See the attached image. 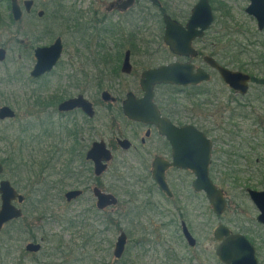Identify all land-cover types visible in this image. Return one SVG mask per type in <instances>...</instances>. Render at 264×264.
<instances>
[{
	"label": "rangeland",
	"instance_id": "374dc122",
	"mask_svg": "<svg viewBox=\"0 0 264 264\" xmlns=\"http://www.w3.org/2000/svg\"><path fill=\"white\" fill-rule=\"evenodd\" d=\"M23 1L25 0H19V3L22 5ZM97 1L99 2V0ZM158 1L165 3V0ZM57 2L58 0H35V14L39 10L46 12L44 23H38V20L33 19L31 26L29 23L32 22L25 16L24 21H14L15 25L11 24L0 31V47L8 50L6 62L0 65V107L7 105L17 111L18 117H20V114L23 113L21 106L24 105H28L27 112H37L33 102L38 95H43L42 97L46 98L53 96L52 101H55L65 98L68 93L73 96L74 93L82 92L86 98L93 102L97 116L91 121L88 120L89 122L80 113H74L66 120L55 117L58 119L56 120L57 124L62 126L63 131L56 133V139L53 141L55 147L52 152H50L52 149L49 150L50 155L47 154L46 148L51 146L47 144L41 147L45 151H40L42 155L39 158H36L38 146L30 141L31 138L28 134L23 133L24 123L0 122V136L4 134L6 138L3 143L0 141V159L6 163V171L0 175V180L8 179L16 188H20L24 193L26 191L30 195V199L27 201V210L30 211L25 213L23 219L8 224L3 229L0 238V245L3 246L0 252V261L2 260L4 264H213L217 260L212 252L216 251L219 246V242L214 238V230L220 223L225 224L235 233H242L243 227L256 232L258 236L254 237L253 243L257 247L258 253L260 252L264 256V237L261 236L264 229L256 223L258 211L248 196L243 199V189L246 188L243 187V184H247L253 189H264V184L259 176L260 166L255 163V156L250 155L247 164L243 159V146L239 145L240 141L228 146H221L222 150L225 149L228 153L237 155L236 159L229 157L232 159L230 163L233 162V164L224 167L222 171H228L229 167L231 170H237L236 175L231 172L230 176L240 177L243 183L239 187L235 184H226L223 187L222 179L227 180L228 178H216V184L226 191L228 201V207L222 216L213 213L208 200L202 195L193 200L189 190L187 191L189 194L185 192L183 197L179 198V201H182L181 207L185 214L184 218L190 223V230L197 240L196 247H189L181 237L180 225L179 231L175 230L176 224L172 220L175 221L176 219L177 221L178 218L159 217L156 209L151 205L142 215L136 213L137 217L135 218L137 207H141L139 210H142L140 204L148 199V183L151 182L144 172V164L136 157L137 154L118 149L116 139L122 137L132 139L130 133L133 129L122 119V115L117 110L119 105L103 102L101 94L103 91H109L121 101L130 91L141 94V73L149 66V64H145L146 57L141 55L144 48H140L141 52L137 53V56L132 60V73L126 75L120 71V67L118 68L115 62L108 63L105 60L107 55H113L110 40H107L106 45L99 40V37L89 32L83 46L81 40L75 39L80 38V35L76 34V29H74L68 33L69 40H64V53L61 59V68L57 70V76L47 77L37 81V83L35 81L30 82V70L36 62L34 50L37 47L50 46L54 42V38L64 35L65 30L62 25L50 27L48 24L51 23L47 21L49 18L51 20L50 11L56 8ZM81 2L82 6H79L80 2L75 6L76 14H80L78 12L81 10L86 11L88 2L85 4L83 0ZM111 2L112 0H103L101 9L107 8ZM168 2L172 6V11L176 10L175 7H180L183 11H190L198 0H168ZM220 3L227 4L231 9L233 20L228 26L232 27L233 23L243 25V22L246 21L247 26H243V28L249 32L244 37H250L252 35L251 29H256V27L249 21L245 11L241 12L240 1L221 0ZM64 5L68 9L73 6L72 3ZM244 6L243 3V9ZM0 12L11 14L7 10V3L0 4ZM216 15L218 18L214 26L217 34V32H223L224 27H222V23H219L221 13L216 12ZM35 21L38 26L37 30ZM158 22L157 12L153 9L150 26L151 36L149 38V36L143 37L141 35L151 43V49L156 51L160 48L161 43L159 38L160 23ZM48 26L55 35L38 39V42L34 44L33 30H36L37 34ZM82 27L84 28V26ZM241 39V36L237 35L233 41L237 40L239 43ZM243 43L245 42L243 41ZM224 45L225 41L222 42V46ZM85 46L90 47L89 50L84 49ZM249 46L251 48L248 47L247 50L252 56L247 54L237 57L235 66L243 67L244 65L257 80L263 79L264 69L259 72V68L260 66L264 67V59L261 65L259 56L264 58V48ZM114 55L112 56L113 59H115ZM245 57L250 60H243ZM95 59H104V63L98 66L91 63L87 65V61H94ZM78 71H82L83 75H87V77L78 76ZM72 76H76L75 81L71 78ZM13 77L14 79H12ZM77 77L81 79L79 80ZM67 81L70 83L68 93L64 92ZM78 83L81 85L80 88L75 86ZM217 83L221 87L220 82ZM258 84V82L252 83L251 87L254 93L258 89ZM72 85L74 88L71 89ZM61 90L63 91L61 92ZM179 98L181 105L194 111L191 103L184 100L183 97ZM41 101L47 102L44 98ZM207 109L209 110L197 111V121L202 119L210 127L218 130L215 135L223 132L219 129L226 127V122L217 128L223 120L214 112V108L207 107ZM50 111V107L40 108L39 116L46 118L50 116ZM76 119L83 129L80 136L74 135L82 140L81 153L84 148L86 151V147L88 149L93 142L100 140H104L107 146L114 151L115 160L100 179V188L104 192L117 196L119 203L115 207L99 211L96 207L92 188L88 185L85 188L81 187L86 192L84 197L77 202L68 204L65 201L64 194L66 191L80 187L81 185H78L83 177L82 174L90 168L86 166L85 158L81 159L78 154L76 160L71 162V149L76 142L73 137L65 139L63 132L65 129H73L72 125ZM235 124L236 128H232L240 131L239 136L242 140L249 136V130L253 133L256 131L252 122L243 120V118L235 119ZM56 131H59L57 126ZM74 132L77 131L72 130L71 133ZM221 136L224 135L220 134L219 137L221 138ZM43 159L52 161V175L48 170L52 177L41 176L39 178L36 175L35 168L37 166L35 164ZM228 160L227 157L221 155L218 162L222 164L227 163ZM69 162L71 168L68 170L69 172L64 173V165ZM237 163L240 166L236 167L235 164ZM67 165L69 168V164ZM181 176L191 180L186 175ZM86 178L85 184L90 183L92 178L88 174ZM38 179L40 184L35 187L33 182ZM59 179H62L63 184L55 185ZM50 185L55 188L49 189ZM185 186L189 187L187 184ZM154 192V202L161 203L163 208H172V205L165 202L156 189ZM172 212L174 213V210ZM125 215L128 216L125 217ZM129 215H131L132 221ZM78 217L85 219L84 223L92 228H89L88 233L86 231L79 232V228L72 227V225H77L74 221L79 219ZM121 232L128 235L127 248L124 256L121 259H116L114 257L115 244ZM84 233L85 241L82 238ZM29 243L40 244L42 246L41 252L35 254L26 251V245Z\"/></svg>",
	"mask_w": 264,
	"mask_h": 264
},
{
	"label": "flooded vegetation",
	"instance_id": "af4514ba",
	"mask_svg": "<svg viewBox=\"0 0 264 264\" xmlns=\"http://www.w3.org/2000/svg\"><path fill=\"white\" fill-rule=\"evenodd\" d=\"M102 1L103 0H99V2L97 0H88V1L83 0L84 4L88 2L86 11L81 10L80 12H78L80 14H76L77 10L75 9V6L78 5L77 4L78 2H80L79 6H82L81 0H58V2L56 3V8L50 11V14L52 15L51 20L49 18L47 21L51 23L48 24L50 27L62 25V28L65 31H64V35L54 38L55 40L51 45H53L58 39H60L64 51V43L68 39V33L76 29V34H79L80 38H75V39L79 41L81 40L80 42L82 43L83 46L85 45V39L87 38L89 32L99 37V40L101 42H104L106 45H107V40H110V43L112 45L111 48L113 51V55L114 52L116 51V54L114 55L115 59L112 58L113 55H107L105 60L108 63L115 62L117 64V67L118 68L120 67V71L123 74L130 75L132 73L133 70L132 60L137 56V53L141 52L140 48H144V51L143 53H141V55L146 57L147 61L145 64H149V66L148 68L143 70V72L161 66L180 63V64L188 65L193 75L199 74V70H203L208 75V78L206 80H202L200 83L194 85L189 84L186 86H182V85L162 84L155 86L153 101L157 110L159 111V114L156 115L152 113L148 117L150 120L147 121L130 119L124 113V102L127 100V96L129 93H133L139 99L144 96V92L141 88V85H140V90H141L140 95L130 91L121 101L120 98L112 95L109 91H107L112 96L114 101L105 102L102 99L103 102L105 103H110L113 105L118 104L119 106L117 107V110L122 115V119L126 122L127 125L131 127V129H133V131L130 133L132 134L131 136L132 139L129 140V138L127 137L116 139L118 149L121 151L134 152L135 154H137L136 157H138V160L142 164H144V169H145L144 172L148 176V179H150L151 182L148 183L149 184V191H147L148 199L140 204V206H142V210H139L141 207H137V212H135V218L137 217V215H142L144 212H146L148 208H150L149 205L153 206L156 209L159 217L178 218L177 221L176 219L175 221L172 220V222L173 223L175 222L176 224L175 230L178 232L180 225L181 237L185 240V242L189 247L194 248L197 245V240L195 246L193 247L190 246L183 232V226L185 224L189 232L192 234L189 226L190 223L187 222L186 218H184L185 214L181 207L182 201H179V198H182L185 192L189 194V192H187L189 190H190V196L193 200L194 199L196 200V197H198L199 195L204 196L206 199L207 197L203 192L194 191L193 181L195 180L196 175L193 171L188 169L178 168L173 165L175 152L180 151V148L175 146V136L178 134L177 133L178 129L184 128L186 126H190L201 132L206 137V139L209 140V142L211 143V157H210L211 162L209 164V175L213 180V182H215V184H216L215 178L231 175V172H233V174H236L237 172V170H231L230 167L228 168V171H224V172L222 171L224 167H228L229 165L232 166L233 162L230 163L232 159H230L229 157L236 159L237 155L230 154L225 149L222 150L221 146H228L231 143H237L240 141L239 145L243 146V159H245V162L247 164L249 156L252 154L255 156L256 158L255 163L258 166H260L259 176L261 177L262 182L264 184V78L257 80L254 74H252L250 70L246 69L244 65L243 67L235 66L236 63L235 59H237V57L239 56L242 57L243 55H247V54L249 56H252L249 53V50H247L248 47L251 48V46L249 45H252L257 48L258 47L264 48V26L263 27L261 26L262 20L260 21L255 14L249 13L248 10L253 4L252 0H234L235 2L240 1L241 12H243L244 10L246 15L248 16L249 21L252 24H254V26L256 27V29H251L252 35L250 37L249 36L244 37V35H247V32H249L245 30L246 28H243V26H247L246 21L243 22V25L242 24L236 25L235 23H233L232 27L228 26V24L232 23L233 20L231 15L232 12L231 9L228 7V5L225 3L221 4L220 3L221 0H208L213 13V21L211 25L209 26V28H207V30H205L204 34L201 37H197L192 41L191 43L192 49L190 51H187L184 54H176L165 43L166 24L164 18L165 16H169L171 17L172 20L177 21L186 28L187 24L191 19L193 8L200 0H198V2L192 7L190 11L188 10L183 11L180 7H175V6L174 7L176 8V10L172 11L171 10L172 6L170 5V2H168V0H165V3H161L160 1H158L157 3H153L151 0H144V2H141V0H134L133 4L129 6L127 9H121L119 7L126 0H112L109 6L105 9H101ZM66 3H72L73 6H71L68 9L64 5ZM243 3L245 5L244 9H243ZM153 9L156 10L159 21L158 23H160L159 38L161 43H160V48L157 49V51L151 49L150 46L151 43H149L143 38L144 36H149V38L151 36L150 26L152 24ZM35 11L36 10H35V0H34V5L31 12L30 13L24 12L21 21H24V19H26L25 18L26 16L29 18L28 20L32 22L29 23L31 24V26L33 25V19L38 20V23H44V19H46V12L44 10H39L37 14H35ZM40 11H44V15L41 17L39 16ZM82 12H84L85 14L83 15ZM216 12L221 13L219 23H222V27H224L223 32H217V34L215 33L216 27L214 26L218 18ZM35 23L37 30L38 27L37 22L35 21ZM49 26L45 27L40 33L38 32L37 34H36V30H33L32 39L34 44L38 42L37 41L38 39L53 37L55 35L53 30ZM82 26H84V28ZM237 35H240L242 38L239 43L237 42V40L233 41V38ZM224 41H225V45L222 46V42ZM243 41L245 43H243ZM44 47H49V46H44ZM83 48L89 50L90 47L85 46ZM63 53L64 52H62V55ZM78 53L81 57L82 55L80 54V52ZM34 57H35V50H34ZM127 58L129 60V64L131 65V70L129 72L123 69ZM207 58L213 59L215 63L231 71L248 74L250 76V80L248 82L247 92L242 93L240 90L234 89L229 84H227L223 79V77L221 76V74L219 73V71L216 69V66L210 64ZM61 59L62 56L50 73H47L38 79H34L31 77V72L35 66L34 65L33 68L30 70V79H31L30 82L35 81L37 83V81L44 80L47 77H56L57 70L61 68L60 66ZM263 59L264 58L262 56H259V62H261V65L263 64L262 63ZM243 60H250V59L245 57L243 58ZM4 63H1L0 65ZM90 63L95 66H98L104 63V59L101 60L95 59L94 61H87V65ZM262 69H264V67L260 66L259 72ZM78 73H79L78 76L87 77V75H83L82 71H78ZM75 77L76 76L71 77L73 81H75ZM77 79L80 80L81 78L77 77ZM217 82H220L221 87ZM254 82L259 83L257 85L258 89L256 90L255 93L253 92L251 87L252 83ZM75 86L78 88L81 87L79 83L76 84ZM72 88H74L73 85L71 86V89ZM62 91L63 90H61V92ZM69 91H70V83L68 82L65 85L64 92L68 93ZM102 94H101V98H102ZM71 95L72 94L68 93V96H66L65 98L57 99L55 101L54 100L52 101L53 96H49L48 98H46V97H42L43 95L41 96L38 95L36 96L34 101L37 103V106H34V102H33V106L37 109V112L35 113L27 112L28 105H24L21 106L23 113L20 114L21 115L20 117H18L17 111L13 109L16 113V116L13 119H6L3 121L0 120V122L3 123L9 122L10 124L12 123L18 124L21 122L24 123L25 128L23 129V133H25L26 135L28 134L31 138L30 141L34 142L38 146L36 151L38 154L36 155V158H39L42 155L40 151L44 149H42L41 147H44V145L47 144L51 146L50 148H46L47 154L50 155V152H52L55 147L53 141L56 139V133L57 132L62 133L63 131L62 126H59V124H57L56 120L58 119H56L55 117L58 118L60 117L59 118L60 120H66L68 119V117L73 116L74 113H80L83 115L85 120L91 121L97 116V112L93 102L90 101L88 98H86L82 92L74 93L73 96ZM80 96L84 97L89 102H91L95 111L93 117H90L87 113L83 111L82 108H78V107L70 111L59 110V106L63 102L74 98H78ZM179 97H183L184 100H187L189 103H191V106L195 112L181 105L179 103V100H181ZM39 98L40 101L38 100ZM42 98H44L47 102H42L41 101ZM40 102L43 104L42 106ZM206 106L208 108L210 107L214 108V112L219 116L220 119L223 120L217 128L221 127L226 122V127H221L219 129V131L223 130V132L221 133L219 132V134L215 135V132L218 130H215L214 128L210 127L202 119H199V121H197L196 119L197 111L209 110L207 109ZM48 107H50L51 109V111L49 112L50 116L46 118L40 117L39 116L40 108H48ZM238 118H243V120L251 121L254 127H256V131L254 133L253 131L250 130L248 131L249 136L246 137L244 140H242L241 137L239 136L240 131L236 129L234 130L232 128V127L236 128L235 119ZM56 126L57 129H59V131H56ZM172 126L175 127L176 129L172 128ZM72 128L73 129H65L63 132L65 139L73 137L76 142L75 146L72 147L71 149V154H72L71 162H74L79 155L81 159H83V157L85 158L86 160L85 164L87 167L90 168H88L85 171V173L82 174L83 177L81 179L80 184L78 185V186L81 185L80 187L66 191V193H68L69 191L72 190H80L82 191V194L78 198L68 202L66 200L65 197L66 193H65L64 198L66 203L72 204L74 202H77L82 197H84L86 191L84 189H81V187L85 188V186L88 185V187L91 186L92 188L93 196L96 199V207L99 211H104L108 208L115 207L112 206L100 210L97 206V198L94 194L95 188H98L102 192H104L100 188L101 187L100 179L103 177L104 174L101 176H97L95 174L94 164L92 161L87 159V153L91 149L92 145L95 142H99V141L93 142L88 149L86 147V151L84 148L81 153L82 140L81 138L79 139V137L77 138L74 136L76 134L80 136L83 130L81 129L80 123L77 121V119L76 121H74ZM72 130L77 132L71 133ZM220 134L226 137L221 136L220 138L219 137ZM119 140H128L131 146L128 149H123L119 145ZM100 141H104V140H100ZM107 148L113 154V159L111 160V162L108 163V169H109L110 164L115 160V156H114V151L111 150L108 146ZM50 149L52 150L49 152ZM191 149L194 148L190 146L186 147L187 151ZM221 155L222 157H227L229 159L227 163L221 164L218 162L219 159L221 158ZM53 157L56 158L55 156ZM2 160L0 159V162L3 164L4 167L3 173H5L6 163L3 162ZM157 163H160L161 166L166 167L165 181L167 183L169 193L168 192L165 193L163 190H161L159 185L154 179L155 171H156L155 167ZM67 164H69V168ZM35 165L37 166L35 168V173L39 178H41V176L52 177L50 175H52L51 171L53 168H51L52 161L50 159L48 160L43 159ZM64 166H65V168L63 169L64 173L69 172L68 170L71 168L70 162L66 163ZM235 166L238 167L240 166V164L237 163L235 164ZM48 170L50 171V175L48 173ZM243 172H246V170H243ZM87 174L92 179L90 180V183L85 184L87 181L86 178ZM181 175H186L191 180H187ZM2 180H8V179H2ZM33 184L35 187H37L40 184V180L38 179L37 181L33 182ZM58 184H63L62 179H59L58 182L55 183V185ZM185 184L189 185V187L185 186ZM13 187L15 188L18 194L23 195L25 197L24 202L22 203H19L18 199H16L13 202L15 206L23 210V216L20 219H18L21 220L23 219L25 213L30 211L27 210V201L30 199V195L29 193H26V191L24 193L20 188H16L14 185ZM243 187H246L245 189H243V199L247 198V196L250 198V194L248 190L264 192V189H253L249 187L247 184L245 185L243 184ZM52 188L55 187L50 185L49 189ZM155 189L164 198L165 202H168L169 204L172 205L171 209L163 208L161 203L159 204L158 202H154L153 196L155 194L154 192ZM104 193L112 194L108 192H104ZM225 195H226V191H225ZM250 200L258 211V215L256 217V223L259 226L261 225L264 229V224L258 220V218L263 213L251 198ZM118 203H119V199H118ZM172 210H174V213L172 212ZM127 216L128 215H125V217ZM129 216L131 218V215ZM18 220H14L9 224ZM243 224H245L244 221ZM240 234L244 235L254 246L258 263L264 264V256H262L260 252L258 253L257 247L253 243L254 237L257 235L256 232H253L247 227H243L242 233ZM261 236L264 237V232L262 233ZM40 252L41 250L39 252H32V253L39 254ZM212 254L215 256L217 260L216 263L214 262L213 264H224L218 257L217 249L216 251H213Z\"/></svg>",
	"mask_w": 264,
	"mask_h": 264
},
{
	"label": "water",
	"instance_id": "95a60500",
	"mask_svg": "<svg viewBox=\"0 0 264 264\" xmlns=\"http://www.w3.org/2000/svg\"><path fill=\"white\" fill-rule=\"evenodd\" d=\"M157 3L158 0H151ZM253 4L249 8V13L255 14L261 21V26H264V0H252ZM134 0H126L120 5L121 9H127L133 4ZM34 5V0H25L22 5L19 0H10V13L15 22H20L24 12L30 13ZM113 6V5H112ZM44 11L39 12V16H43ZM166 34L165 43L176 54H184L192 49L191 43L201 37L205 30L209 28L213 21V13L208 0H200L192 10V16L185 28L177 21H174L169 16H165ZM63 48L61 40L58 39L49 47H39L35 49L36 63L31 72V77L38 79L41 76L50 73L56 66L62 56ZM7 49L0 47V64L7 59ZM210 64L216 66L223 79L232 88L246 93L248 90V82L250 76L241 72H234L224 67H221L211 58H207ZM124 70L129 72L131 65L128 58L125 61ZM208 75L199 70V74L193 75L190 67L186 64L174 63L171 65L161 66L155 69L146 70L142 73L140 85L144 92L142 98H137L133 93H129L127 100L124 102L125 115L133 120L147 121L148 117L154 113L159 114L154 104V88L157 85L172 84L186 86L189 84H198L202 80H206ZM102 99L105 102L114 101L112 96L107 92H103ZM82 108L90 117L95 114L94 108L87 99L80 96L63 102L59 106L60 111H70L75 108ZM16 116L15 111L9 106L0 107V120L13 119ZM172 128L176 129L172 126ZM175 136V146L180 148V151L175 152L173 165L188 169L195 173L196 177L193 181V189L196 192H203L214 214L221 216L228 207L225 191L220 188L209 175V164L211 162V143L206 137L193 127L186 126L177 130ZM119 145L123 149H128L131 145L128 140H119ZM193 147L189 151L186 147ZM87 159L94 164L95 174L101 176L107 172L108 163L113 159L112 152L107 148L105 141L95 142L87 153ZM165 169L157 163L155 167V181L160 189L165 193H169L167 183L165 181ZM4 167L0 162V175L3 174ZM250 198L258 206L263 213L258 220L264 224V192L248 190ZM82 194L80 190H72L66 193L65 197L68 202L78 198ZM94 194L97 198V206L100 210L108 207L116 206L118 199L112 194L102 192L95 188ZM0 238L3 229L6 225L14 220H18L23 216V210L13 204L18 199L19 203L24 202L25 197L17 193L12 183L9 180L0 181ZM184 235L190 246H195L196 239L189 232L187 226H183ZM214 238L220 242L217 248L219 259L224 264H259L256 251L251 242L240 233H233L225 224L220 223L214 230ZM127 234L121 232L117 239L114 257L121 259L126 251ZM42 246L37 243H29L26 250L29 252H39Z\"/></svg>",
	"mask_w": 264,
	"mask_h": 264
},
{
	"label": "trees",
	"instance_id": "16d2710c",
	"mask_svg": "<svg viewBox=\"0 0 264 264\" xmlns=\"http://www.w3.org/2000/svg\"><path fill=\"white\" fill-rule=\"evenodd\" d=\"M3 3H7V10L8 11H10V0H0V4H3ZM11 24H13V25H15V22H14V20H13V18H12V15L11 14H4V13H1L0 12V31L1 30H4V28L5 27H9ZM236 64V63H235ZM12 79H14V77L12 78ZM62 99V98H61ZM39 101H40V98L38 99ZM41 103V102H40ZM43 104L41 103V106H42ZM47 105V104H46ZM34 106H37V103L36 102H34ZM6 140V138L4 137V134H3V136H0V141H2V143H3V141H5ZM2 160V159H1ZM3 162H5L4 160H2ZM233 175H236V174H233ZM221 177H226V178H228L227 180H223L222 179V186L223 187H225L226 186V184H235V185H237L238 187L240 186V185H242L243 183H242V181H241V178L240 177H231L230 175H227V176H221ZM218 178V177H217ZM226 178H224V179H226ZM216 179V178H215ZM224 181V182H223ZM225 189H227V188H225ZM228 190V189H227ZM79 219H77V220H75L74 222L77 224V225H72V227H77V228H79V232L80 231H83V232H85L86 231V233H88L87 231H89L90 229L89 228H91V227H88L85 223H84V220L85 219H83V218H81V217H78ZM81 218V219H80ZM92 229V228H91ZM82 238H84V241L86 240V236H85V233H84V235L82 236ZM89 238H91V237H89ZM92 239V238H91ZM90 239V240H91ZM92 241V240H91ZM75 246V245H74ZM2 245H0V252H1V250H2ZM71 247V246H70ZM0 257H1V255H0ZM1 259V258H0ZM0 264H4L3 263V261L1 260L0 261Z\"/></svg>",
	"mask_w": 264,
	"mask_h": 264
}]
</instances>
